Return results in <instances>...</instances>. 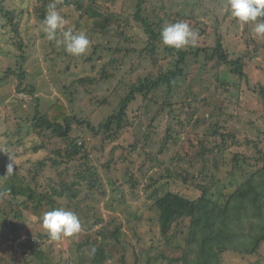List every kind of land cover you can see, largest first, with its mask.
Here are the masks:
<instances>
[{
    "label": "rangeland",
    "instance_id": "rangeland-1",
    "mask_svg": "<svg viewBox=\"0 0 264 264\" xmlns=\"http://www.w3.org/2000/svg\"><path fill=\"white\" fill-rule=\"evenodd\" d=\"M84 1L83 5L86 7L88 5L86 2L90 0ZM108 1L109 4L105 0H97V5L93 4L96 7L109 8L107 11L112 15L123 14L124 17H128L134 16L136 12V0ZM112 1L116 2L111 3ZM2 3L8 11L21 14L17 17L18 22L16 20L17 33L13 32L12 28H2L4 23L7 24L2 18ZM52 3H55L57 10L64 17L65 29L72 28L74 31L86 33L85 28L83 29L80 24H74L77 23V19L74 22L77 18V7H65L62 0H0V71L3 73L13 68L19 74L25 73L26 75L22 88V90L26 89L24 92L19 91V77L15 75L0 85V178L7 175L8 154L15 156L14 171L22 176L21 182H25L29 191L37 189L41 195L52 196L54 194V189L59 184L57 177L58 179L68 177L69 174L77 173V171L85 173L87 167L82 166L85 160L81 154L71 161L65 156V161L57 166L58 168L61 166L59 173L54 171L56 168L49 164L42 169L38 168V163L48 158L51 153L66 151L65 155L68 154L64 140L57 139L48 132H45V136L41 138L42 133L32 130V119L37 113L36 110H39L40 115L45 114L50 105H53L59 98L69 103L71 100L74 101L71 107L68 106L71 117L76 118L72 122L73 131L68 141L77 140L81 152H88L91 163H95L98 169L103 165L111 166L108 169L103 168L102 172L99 171L102 174L98 183L93 186L92 199L81 201L78 206L77 216L81 221L82 231L71 238L62 237L56 240L51 239L42 227L41 217L45 212L57 208L74 212L73 206L66 199L62 201L64 198L62 197L56 199V205L52 208L48 204H43L36 210L31 207L21 209L13 198L9 184L0 179V192L8 193L6 197L0 198V208H6L10 217L8 228L0 231V264H31V254L37 247L40 252H43L40 256H44L45 259L49 258L48 264H85L82 252L85 253L87 259L91 256V252L85 245L88 242L93 243L96 233L102 231L104 227L111 232L123 230L136 244L138 254L145 249L155 256L157 251L155 252L152 248L164 250L166 243L161 238L158 227L154 226L153 219L156 213L152 210V201L147 196L150 191L145 190V185L149 182L150 176L161 177V164L165 155L167 156L168 153L169 157H173L177 153L175 149L167 150L174 147L171 143H167L162 148V139L167 131H171L172 128L177 129L176 131L180 134V144H184L185 150L190 151L186 133L195 134L196 131L191 127L193 120L189 122L188 112L193 104L190 105L187 101L189 96L186 94L192 96L193 99L198 96L197 102L205 100L206 97H219V92L213 89L214 76L217 75L215 64L207 65L204 59L194 56L187 59L184 67L186 77L171 93L176 120L170 122L167 111L155 123L156 129L151 130L150 138H146L145 135V126L148 124H142L140 120H137L133 122L134 127L122 132H117V127H113L111 132L106 133L110 139L105 141L104 135L96 136L92 129L97 130L98 126L117 110L121 99L129 92L125 85L138 83L151 73L155 76L159 75L158 66L153 64L146 50L147 35L143 31L142 24L137 25L138 23H135L132 17L127 28L126 23L121 20L119 23L107 25V35L99 37L88 35L91 37L89 38L91 45L87 54L81 57L70 56L64 51L63 46L58 47L55 41H49L41 30L40 25L45 17L42 14H46ZM177 14L184 16L185 21L199 33L196 44L182 48L184 51L195 52L198 49L212 48L215 47L217 40L222 39L231 57L236 58L243 56L247 51L252 53L253 43L264 42V39L253 37L250 25L240 24L231 17L227 0H145L143 5L145 19L152 22H158L161 19L164 25L174 23L173 20ZM106 24L107 18L103 20L102 25ZM117 31H124L127 41H119L115 37ZM20 44L25 46L20 49ZM117 49H122L123 52L118 53ZM125 50L127 53L124 52ZM158 51L161 54L160 59L163 58L164 65L168 67L170 52H166L161 45ZM212 52L213 48L210 54ZM165 56H167L166 60ZM257 57H259L258 61L262 59V55ZM24 59L25 61L27 59L25 63H23ZM258 61L248 70L250 78L244 83L245 89H248L249 83L252 88L260 83L261 71ZM87 77L94 81L89 87L96 99H92L91 95L80 88L78 81ZM228 80L234 83L229 75ZM204 87H208V93L201 90ZM188 88L190 90L185 94ZM236 89L233 88L231 93L221 94V97L227 100V103H223L226 106V113L222 119L229 128L239 131L244 136L250 125V117L247 115L252 108H256V97L251 92L244 91L245 93L241 94ZM165 96L166 94L159 92L154 95V98L161 101L166 98L167 101ZM237 102L243 110H239ZM201 106V104L198 105L199 108ZM144 116L149 117V114L146 113ZM24 125L30 129L28 130ZM19 129L22 130L23 136L19 135L18 138L15 132L19 134ZM28 131L29 134L26 135L25 132L28 133ZM24 136L27 138H23ZM144 139L146 141H143ZM136 142L140 143L137 150L126 155L127 147L133 146ZM34 146L37 147L35 148L37 151H34ZM161 149H163L162 152ZM192 151L185 154V157L190 159ZM144 153L152 155L150 158L152 157L154 161L145 163ZM123 156L129 161L120 160ZM169 159L166 157V162H169ZM228 161H231L229 157H227ZM184 166L187 167L186 164ZM127 169L130 172L129 176L136 174L135 179L141 183L140 190L135 191L134 194L130 186L122 188L119 186L121 183H118L117 187L112 189L109 185L114 181L122 182V179L127 178L128 173H124ZM243 169L248 172L249 168L243 166ZM65 170L70 173L67 175L64 173ZM226 171L230 172V169ZM249 172L252 174L253 170L249 169ZM242 175L240 170H235L233 177L236 184L244 181H241L244 177ZM230 179L229 176L220 182L226 185L225 195L233 191L230 189ZM223 184L218 189H222ZM182 188L179 192L184 196L194 198V194H197L190 186ZM58 190L61 192L60 189ZM91 217L96 218L93 220ZM96 220H100V223L92 229ZM16 226H18V231L14 232ZM103 246L107 248L111 256H115L113 258L119 259L124 254L123 248L113 238H109ZM24 252L27 254L24 255ZM259 252L252 256L227 253L223 255V264H264V245ZM181 253L182 250L178 249L172 255L171 249L166 247L169 261L180 257ZM127 261L132 260L127 258ZM140 261L141 264H146L147 256L142 254ZM154 263L161 264L162 262ZM109 264L120 263L118 260H110Z\"/></svg>",
    "mask_w": 264,
    "mask_h": 264
},
{
    "label": "trees",
    "instance_id": "trees-1",
    "mask_svg": "<svg viewBox=\"0 0 264 264\" xmlns=\"http://www.w3.org/2000/svg\"><path fill=\"white\" fill-rule=\"evenodd\" d=\"M105 1L109 4L108 0ZM62 2L65 7H77L79 12L76 11L77 18L74 19V22L77 19V23L74 24H80L83 29L85 28L87 36L107 35V25L119 23L121 20L126 23L125 27L127 28L133 17L134 22L138 23L137 25L142 24L148 39L146 50H148L153 64L159 69L157 76L151 73L150 76L138 83L125 85L129 92L121 99L117 110L108 119H105L97 130L92 129L96 136L104 135L105 141H108L110 137L106 133L111 132L113 127H117V132H122L131 129L134 127L133 122L140 120L142 124H148L145 126V135L146 138H150L151 130L156 129L155 123L165 112L168 111L170 122L176 120L171 93L186 77L184 67L190 56L204 59L207 65L215 64L217 75L214 76L215 86L213 89L215 92H219V97H206L205 100L197 102L198 96L193 99L192 96L186 94L190 90L188 88L185 92L186 96H189L187 101L190 102V105L193 104L191 106L192 113L191 110L188 112L189 122L193 120L191 127L196 131L195 134L186 133L190 151L193 150L191 158L185 157V154H189L190 151L185 150L184 144H180V134L176 131L177 129L172 128L171 131L166 132V136L162 139V148L167 143H171L174 147L167 150L175 149L177 153L173 157H169L167 153L161 164V177L150 176L149 182L145 185V190L150 191L147 196L152 201V210L156 213L153 219L154 226L158 227L161 238L166 243L164 250L152 248L155 252L157 251L155 256L145 249L138 254L136 244L128 238L123 230L111 232L104 227L101 229L102 231L96 233V236L94 235L93 243L88 242L85 245L88 247L87 250L91 252V256L87 259L85 253L82 252L83 262L85 264H109L110 260H118L120 264H141L140 257L144 254L148 259L146 264H156L154 262L159 261L162 262L161 264H223V255L227 253H240L249 256L259 254L260 248L264 245V42L261 44L253 43L252 53L247 51L243 56L236 58L231 57L222 39L217 40L215 47H212L213 52L211 54L212 48L198 49L195 52L184 51L183 49L164 46L161 43L160 31L164 23L161 19L158 22L145 19L143 15L145 0H136V12L134 16L128 17H124L123 14H110L106 4L104 5L108 9L96 7L97 0L86 2L88 3L86 7L83 5L84 0H62ZM113 2L116 1L111 3ZM3 4L1 13L7 24L4 23L2 28H12L13 32L17 33L16 20L18 22L17 17L21 14L8 11ZM176 16L173 20L174 23L185 21L184 16L178 14ZM105 18H107V24L103 26ZM115 37L119 41H127L124 31L115 32ZM159 45L171 54L168 67L164 65L163 58L160 59ZM24 46V44H20V49ZM117 51L118 53L123 52L122 49H117ZM124 52L127 53L126 50ZM260 55H262V59L258 61L259 57L257 56ZM166 58L167 56L164 57L165 60ZM26 61L24 59L23 63ZM257 61L261 71L260 83L253 88L249 83L248 89H245L244 83L250 78L248 70ZM211 69L213 70V68ZM14 75L19 77V91H26V89L22 90L26 77L25 73L19 74L13 68L7 69L3 73L0 71V85ZM228 75L234 80V83L229 82ZM103 78L105 77L103 76ZM78 82L81 89L91 95L92 99H96L89 87L94 82L91 78L87 77ZM233 88H237L236 90H239L241 94L251 92L256 97V108H252L247 115L250 117L248 129L252 131L246 129L244 136L239 131L229 128L222 119L226 113V106L223 103H227V100L222 98L221 94L231 93ZM201 90L208 93V87ZM159 92L166 94L167 101L166 98L162 101L154 98V95ZM72 104H74L73 100L69 103L65 99L59 98L53 105H50L45 114L40 115L39 110H36L37 113L32 119V130L42 133L41 138L45 136V132H48L53 137L64 140L68 149H66L67 155H65L66 151L51 153L48 158L41 160L40 164L38 163V168L42 169L46 164H49L56 168L54 171L59 173L61 166L59 168L57 166L65 161V156L71 161L77 159L81 154L85 160V164L83 163L82 166L86 165L87 167L85 173L84 171H77V173L69 174L70 172L65 170L64 173L69 174V176L59 179L57 177L59 184L54 189V194L46 196L39 194L37 189L29 191L25 182H21L22 176L14 171L9 179L6 178L3 181L9 184L13 198L21 209L31 207L36 210L43 204H48L52 208L56 205L57 198L64 197L62 201L66 199L73 206L72 209L77 215L80 202L92 199L93 186L101 178L103 168L108 169L111 166L103 165L102 168L98 169L95 163H91L90 154L81 152L77 140L68 141L73 131L72 122L76 120L75 116L71 117L68 108ZM199 104L202 105L201 108L198 107ZM236 105L239 110H243L239 102ZM146 113L149 114V117L144 116ZM24 126L27 127V125ZM25 134L28 135L29 131ZM15 135L18 138L19 135L23 136L22 130L19 129V134L15 132ZM23 138H27V136ZM139 144L136 142L133 146L127 147L128 153L126 155L136 151ZM35 148L37 147L34 146ZM162 151L163 149H161ZM144 154L146 155L145 163L154 161L152 157L150 158L152 155ZM166 157L170 158L169 162H166ZM227 157L231 161L227 162ZM120 158V160L129 161L125 159L127 158L125 156ZM185 164L187 167L184 166ZM243 166H248L250 170H253L252 174L249 169L248 172L244 170ZM128 169L130 170V166ZM128 169L124 172L128 173L127 178L122 179V182L114 181L109 185L112 189L116 188L118 183H121L119 186L122 188L130 186L134 194L135 191L140 190L141 183L135 179L136 174H132V177L129 176ZM226 169H230V172H227ZM235 170H240L243 173L242 176L246 177L241 179V181L244 180L242 183L236 184L234 182ZM99 171L101 172L99 173ZM229 176L231 178L230 189L233 191L225 195L224 188L226 185L220 182ZM221 184L224 187L218 189ZM189 186L197 193L194 194V198L184 196L179 192L180 189H183L182 187ZM165 188L167 189L165 190ZM22 197L23 199H19ZM0 218L2 219L0 231H5L10 223L6 208H0ZM93 218L91 217V219ZM99 223L100 220H96L91 228L94 229ZM17 227L14 228V232L18 231ZM109 238L115 239L116 243L124 250V254L119 259L113 258L115 256H111L107 248L103 246ZM139 241L140 239L137 240V244ZM166 247L171 249L172 255L176 250H182L180 257H175L173 258L174 261H169L166 255ZM37 248L31 254V264H48L49 258L45 259L44 256H40L43 255V252ZM23 254L26 255L27 252ZM127 258L132 261L128 262Z\"/></svg>",
    "mask_w": 264,
    "mask_h": 264
},
{
    "label": "clouds",
    "instance_id": "clouds-1",
    "mask_svg": "<svg viewBox=\"0 0 264 264\" xmlns=\"http://www.w3.org/2000/svg\"><path fill=\"white\" fill-rule=\"evenodd\" d=\"M230 15L240 24L251 26L254 38L264 39V0H227ZM66 21L57 10L55 3L49 5L41 30L49 41H55L58 47L63 46L64 51L73 57L87 54L91 41L83 31L65 29ZM199 37L186 21L165 24L160 31V41L164 46L182 49L188 45H195ZM9 163L6 166V179L14 174L16 166L15 156L8 154ZM7 192H0V198L6 197ZM42 227L53 240L71 238L82 231V224L75 212L64 208L47 211L41 217Z\"/></svg>",
    "mask_w": 264,
    "mask_h": 264
}]
</instances>
